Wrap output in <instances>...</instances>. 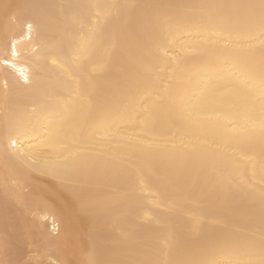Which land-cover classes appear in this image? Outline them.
Here are the masks:
<instances>
[{"label": "snow or ice", "instance_id": "snow-or-ice-1", "mask_svg": "<svg viewBox=\"0 0 264 264\" xmlns=\"http://www.w3.org/2000/svg\"><path fill=\"white\" fill-rule=\"evenodd\" d=\"M93 9H101L103 18L95 16L91 35L109 46L107 59L94 67L91 59L79 63L76 74L81 88L67 111L50 116L43 108L29 110L24 101L37 91L49 58L56 64L76 63L74 57H84L87 49L77 40L76 25L91 17ZM140 9L155 11L137 18ZM153 16L151 43L129 61L122 54L125 46H139L137 25L141 20L152 24ZM0 20V62L9 63V45L11 57L22 55L17 52L14 30L22 35L26 29L29 39L35 34L37 54L44 57L33 61L31 78L25 75L23 83L4 84L0 163L6 174L17 179L8 183L6 178L4 185L0 264H113L98 256L102 233L96 228L82 233L69 219L61 231L48 232L40 217L42 213L56 215L52 198L44 187H33L28 179L30 170H38L81 209L95 206L101 177L89 166L90 157L72 151L70 145L61 151L51 147L88 136L89 129L75 120L84 109L98 122L89 139L100 131H119L124 122L135 123L145 132L175 131L193 137L205 121L231 118L233 123H243L248 134L235 146L254 164L258 142L259 186L251 178H241L236 154L209 153L198 138L179 143L173 139L163 145L156 140L141 141L132 156L114 164L103 179L119 187L120 203L129 210L135 208L145 187L159 193L162 202L177 188L176 198L170 201L175 208L164 223V244L172 257L166 264H236L216 258L228 254V245L217 241L201 246V258H183L202 233L199 216H189L191 202H197L202 213L244 211L249 216H254L258 205L262 225L259 258L252 255L245 264H264V0L182 5L0 0ZM193 61L206 63L212 71L193 77L186 71ZM183 176L194 179L178 184ZM105 214L99 210L98 221ZM21 219L25 227L16 233V243L10 244L9 229L15 232ZM157 231L152 222L145 224L134 242L142 258L121 264H160L152 247ZM247 244L250 249L257 246L255 240Z\"/></svg>", "mask_w": 264, "mask_h": 264}, {"label": "bare ground", "instance_id": "bare-ground-1", "mask_svg": "<svg viewBox=\"0 0 264 264\" xmlns=\"http://www.w3.org/2000/svg\"><path fill=\"white\" fill-rule=\"evenodd\" d=\"M13 3H28V4H63L68 2L76 3H93L105 5L109 3H137L144 5H182V4H199V3H218V2H240V0H11ZM155 10L140 9L136 13L137 18H145ZM101 15V9H93L92 16L80 21L76 28L79 32L77 37L78 42L87 50L84 57L77 60L76 63H63L57 61L56 64L51 63L49 58L48 66L42 73L39 83L36 85L37 91L26 98L24 104L31 108H43L46 114L55 116L57 113L67 111L69 105L77 97L81 88V82L77 73L79 63L83 60L91 59L95 63L103 62L107 59L109 46L100 40L92 37L91 32L95 25V16ZM58 23V21H57ZM155 19L153 23L147 24L142 20L137 25V39L139 46L136 44L126 45L123 50V55L129 61L135 60L142 54V49L147 47L152 40L154 34ZM0 28H2V20H0ZM14 36L17 52L21 53L18 57H11V45H9V63L3 64L0 62V127H2L4 119V110L2 105L4 84L7 82L10 86L15 84L17 80L23 83V76L27 75L30 78L33 74V61L43 60L44 57L38 55V45L35 34L29 39L27 30L23 34ZM2 42V36H0ZM28 57L32 59L29 60ZM15 65L14 67L12 65ZM32 65V67H30ZM186 71L193 77L199 78L200 74L212 71L211 67L206 63L193 61ZM76 123L88 128V136L84 140H69L66 144H54L52 149L61 151L65 147L71 146V150L80 153L84 157H90L88 164L94 168L101 177L98 190L95 193V206L89 209H81L79 203H73L71 197L58 189L51 177L41 175L38 170H30L28 179L33 187H44L51 196L53 208L56 210V215H48L42 213L40 217L41 225H48L47 231L55 234L56 231H61L64 224L69 219L74 227L82 233H88L93 228L98 229L102 233V238L97 249L100 259L113 262V264H121V262H130L142 258L141 254L135 246V240L141 233L142 227L152 222L154 228L157 229V239L153 242L154 248L153 257L160 261V264L172 258L167 247L164 244L165 229L164 223L171 216L172 210L175 208L170 201L176 198L177 188H173L165 196L164 201L152 188L145 187L140 193L139 202L134 209L129 210L121 205L120 200L122 193L118 186L110 185L103 179L104 174L119 161L132 156L135 146L141 141L145 144L152 143L153 140L164 143H169L173 139L177 143L181 140L187 142L190 139H199V142L206 150L211 152L236 154L239 160L241 178H251L252 182L259 186V146L258 142L255 146L257 153L256 160L250 163V160L239 147L235 146L236 141L246 137L248 130L243 123H233L231 118L222 120L205 121L198 129L196 137L177 134L173 132L152 133L145 132L141 127H136L135 123L124 122L120 125L119 131L113 130L111 133L103 131L97 132L94 138L89 139L91 132L98 127V122L90 116L87 109L79 112L75 116ZM145 136L149 139L145 140ZM71 137V132H69ZM232 145V146H230ZM247 148V146H246ZM256 169V174L253 175V168ZM247 168V176H244V170ZM7 182L11 183L13 179H17L12 173H5L3 164L0 163V245L4 238V207H3V191L4 185ZM194 177L183 176L178 178V184L189 182ZM254 216H249L244 211L230 214H221L215 212L202 213L201 206L193 201L188 208L189 216L198 215L202 224V233L198 240L193 241L190 249L183 254V258L196 260L201 258V246L210 241L226 243L228 245V254L217 255L218 259H228L236 262V264H245V261L250 256L255 255L259 258V237L261 231V220L258 205L256 206ZM104 210L103 219L98 221L97 212ZM47 219H44V217ZM55 221V223H54ZM25 227L24 221L21 219L16 224L15 232L10 228V237L16 243V233L20 232ZM250 240L256 241L255 249H250L247 242ZM2 255V250H0ZM55 259V257H52Z\"/></svg>", "mask_w": 264, "mask_h": 264}, {"label": "rangeland", "instance_id": "rangeland-1", "mask_svg": "<svg viewBox=\"0 0 264 264\" xmlns=\"http://www.w3.org/2000/svg\"><path fill=\"white\" fill-rule=\"evenodd\" d=\"M9 240H10V244H13V245L15 244V242H13V240L11 238H9Z\"/></svg>", "mask_w": 264, "mask_h": 264}]
</instances>
